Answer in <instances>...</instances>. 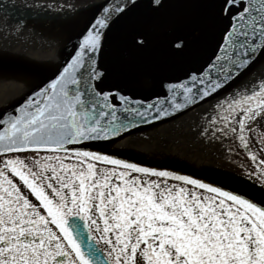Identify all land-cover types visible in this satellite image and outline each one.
<instances>
[{
    "label": "snow or ice",
    "instance_id": "snow-or-ice-1",
    "mask_svg": "<svg viewBox=\"0 0 264 264\" xmlns=\"http://www.w3.org/2000/svg\"><path fill=\"white\" fill-rule=\"evenodd\" d=\"M142 3L102 5L70 63L15 114L0 117V155L5 157L0 164V264H264V203L186 175L69 147L109 141L130 126L120 121L113 102L118 98L128 110L131 101L104 90L107 73L100 70L97 54L107 30ZM147 4L158 11L163 0ZM216 15L227 28L207 75L193 72L189 82L168 86L173 92L182 89L187 104L218 92L249 69L258 50L264 52V0H217ZM129 44L141 50L148 38L137 32ZM185 48L183 37L171 40L175 53ZM190 84L203 87L194 90ZM172 107L179 111L184 105ZM218 107L223 126L205 132L235 134L255 162L245 133L256 132L252 125L264 119V75L227 108ZM133 111L149 122L169 114L156 104ZM24 153L33 154L30 163L15 158ZM256 179L264 194V167Z\"/></svg>",
    "mask_w": 264,
    "mask_h": 264
},
{
    "label": "water",
    "instance_id": "water-1",
    "mask_svg": "<svg viewBox=\"0 0 264 264\" xmlns=\"http://www.w3.org/2000/svg\"><path fill=\"white\" fill-rule=\"evenodd\" d=\"M114 2L119 0H103L76 9L74 6L57 5L52 0H0V15L10 22L8 27L22 30L28 36L26 40L20 32V36L0 32V117L15 114V109L20 108L28 97L59 75L70 63L81 35L101 14L102 5ZM216 7L217 0H163V7L152 11L147 0H143L139 8L117 20L106 32L97 63L100 70L107 73L102 85L104 90H111L117 97L127 96L131 101L127 105L128 110L118 98L113 102L120 121L130 126L109 141L85 142L69 147L112 155L140 167L186 175L264 203L260 187L243 177L214 168H199L164 155L150 157L122 151L123 146L119 145L124 139L173 122L229 93L264 62V52L258 50L257 58L247 71L206 99L198 98L195 104L184 101L182 89L170 91L169 85L189 82L193 72L206 76L215 56L220 54L219 46L223 44L227 21L217 17ZM1 16L0 21L4 22ZM25 29L41 35L40 42L35 43L36 37L25 34ZM137 32L148 38V45L141 50L129 44V37ZM177 36L186 40V48L179 54L171 49V40ZM42 37L48 43L42 45ZM189 86L194 90L203 87L200 84ZM173 103L184 107L177 111L172 107ZM149 104L167 108L168 116L142 121L133 110L143 111ZM154 115L155 109L148 113L150 118ZM3 130L0 126V131Z\"/></svg>",
    "mask_w": 264,
    "mask_h": 264
},
{
    "label": "bare ground",
    "instance_id": "bare-ground-1",
    "mask_svg": "<svg viewBox=\"0 0 264 264\" xmlns=\"http://www.w3.org/2000/svg\"><path fill=\"white\" fill-rule=\"evenodd\" d=\"M261 75H264V62L223 97L214 99L173 122L156 126L145 133L124 139L119 144L124 147H122V151L150 157L164 155L166 158L177 159L199 168L208 167L224 172L221 159L212 147L211 132H205V129H212L211 121L213 119L217 121V117L222 112L218 105L223 104L224 108H227V102H230L238 93H243L246 88L251 89L253 82L258 85Z\"/></svg>",
    "mask_w": 264,
    "mask_h": 264
},
{
    "label": "rangeland",
    "instance_id": "rangeland-1",
    "mask_svg": "<svg viewBox=\"0 0 264 264\" xmlns=\"http://www.w3.org/2000/svg\"><path fill=\"white\" fill-rule=\"evenodd\" d=\"M253 127L256 129V132H248L247 134H248V140L250 142V151H251L252 154L257 156V160L255 162L252 161V160L251 161H247L248 163L245 162L246 164L244 165L243 162L234 161V159L236 157V154L233 153V151H232L233 154L228 156L225 153L224 148L218 149V146L216 145V143L214 145L212 136H211V140H212L213 150L215 151L217 156L220 157L221 164L223 165V167L227 166V168L229 170H231V169H234V170L235 169L236 170H245V171L248 172V174L250 173L253 176V178L256 179V175H258V173H259V168L260 167H264V119H260V120H257L256 122H254ZM229 146L231 147L233 145L230 144ZM15 158L25 159L26 162L30 163L32 161V159H33V155H29V154L16 155ZM2 161L3 160L1 159L0 160V164H2ZM7 174L9 175L10 178L13 179V181L15 183H17L22 188V190L25 192L26 195H29V198L32 200V202L34 204H38V202L35 201L34 197H31L26 189H23V185L18 180V178L11 177L10 173H7ZM133 175H135V174H133ZM150 179L156 180V181L160 180V178H154V177H151ZM165 183H167L169 185H172V184L179 185L180 184V183L171 182V181H165ZM187 187H189V186H187ZM41 212L43 213V209H41ZM99 247L103 248L104 245L101 244V245H99ZM141 247H143V245H141ZM141 264H142V261H141Z\"/></svg>",
    "mask_w": 264,
    "mask_h": 264
}]
</instances>
